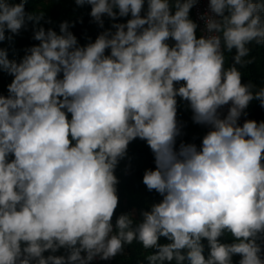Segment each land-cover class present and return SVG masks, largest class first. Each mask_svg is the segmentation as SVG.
<instances>
[{
  "label": "clouds",
  "instance_id": "clouds-1",
  "mask_svg": "<svg viewBox=\"0 0 264 264\" xmlns=\"http://www.w3.org/2000/svg\"><path fill=\"white\" fill-rule=\"evenodd\" d=\"M87 2L101 24L105 13L131 18L84 45L68 21L59 33L39 25L40 43L19 61L0 48V66L14 74L0 94V264H87L134 239L158 249L149 264H232L234 253L239 264H264V120L238 122L254 97L264 103V87L254 92L235 63L225 67L222 48L223 39L236 63L248 62L249 42H264V0H210L216 15L203 14L209 34L199 37L195 0H175L174 13L170 0H148L145 15V0ZM42 15L26 12L25 0H0V40ZM178 95L211 126L199 148L174 147ZM136 137L155 154L143 181L163 198L135 225L128 213L114 225V170ZM226 230L237 239L221 242ZM61 246L67 256L43 254Z\"/></svg>",
  "mask_w": 264,
  "mask_h": 264
},
{
  "label": "trees",
  "instance_id": "trees-1",
  "mask_svg": "<svg viewBox=\"0 0 264 264\" xmlns=\"http://www.w3.org/2000/svg\"><path fill=\"white\" fill-rule=\"evenodd\" d=\"M12 2H19V0H12ZM170 3L174 13L175 0H170ZM147 6L148 0H145L141 15L146 14ZM25 8L26 12L43 13V15L39 21L26 20L25 25L17 32H11L10 29L5 30V38L0 40V48L7 50V56L10 60H21L32 45L40 43L34 37L35 28L39 25H43L45 30L53 28L59 33L61 22L68 21L69 28L76 35L78 43L84 45L90 40L94 41L99 33L106 29L111 28L114 31L115 22L126 23L131 18V12L127 15H117L116 17H110L105 13L102 15L103 23L101 24L91 15L92 5L87 0H85L84 4H78L77 0H25ZM114 10L119 11L118 8ZM189 16L195 21L192 7L190 8ZM196 33L197 37H199L200 33L197 28ZM169 43H175L174 38H169ZM248 47L250 51L244 57V60L248 62L236 63L234 59L237 51L236 48L233 47L231 50H228L223 44L222 39L225 67L235 63L242 73V82L251 83L253 85L252 90L255 92L264 87V42L257 43L253 40L249 42ZM105 51L106 54L110 53V49H106ZM60 75L62 76L63 73L61 72ZM13 78L14 74L9 73L0 66V94H8V84L11 83ZM182 82H176L177 86ZM244 110L248 111V119L264 120V103H261L259 98L254 97ZM68 117L71 118L70 112L68 113ZM177 121L180 133L177 135L174 145L176 150H179L182 142L195 143L199 148L202 145L203 136L206 134L203 123L196 122L193 119V109L190 107V102L179 95L177 96ZM9 158H14V154H10ZM155 167V154L146 139L136 137L131 140L126 154L119 159L114 170L115 175L118 177L117 193L119 197L118 205L112 217L114 225L118 216L122 213L130 214L135 225V223L143 219L142 212L144 210H151L154 203L162 200V194L156 189L150 190L143 181L145 169H154ZM219 239L221 242L231 243L237 238L226 230ZM159 242L168 243L170 241L168 237L162 235L159 237ZM202 242L204 244L205 256H207L210 251L208 239L204 237L202 238ZM257 243L261 244V256L264 258V232L258 234ZM69 251L67 247L61 246L54 253L52 249H46L43 254L45 256L49 254L67 256ZM155 251H158V249L154 247L145 248L140 240L134 239L130 243L126 242L123 249L114 256H111L110 262L106 264H149L147 257ZM85 254L86 252L82 250V255ZM240 259L241 254L234 253L232 255V264H239ZM65 264H70V262L66 261ZM71 264H76V262H71ZM164 264H177V261L175 259L171 261L166 260ZM184 264H187V261Z\"/></svg>",
  "mask_w": 264,
  "mask_h": 264
},
{
  "label": "built area",
  "instance_id": "built-area-1",
  "mask_svg": "<svg viewBox=\"0 0 264 264\" xmlns=\"http://www.w3.org/2000/svg\"><path fill=\"white\" fill-rule=\"evenodd\" d=\"M209 5H210V0H195L192 6L193 17L197 23V29L200 33V36L209 34L203 14L207 13L210 15H216L215 13L211 12ZM230 104L231 102H229V104H225L221 106V108L219 109L221 116H224L227 114ZM248 117H249L248 111L243 110L241 116L239 117L238 122L242 125L244 120L248 119ZM203 127L205 130V133H207V131L209 130L211 126L203 123ZM108 262H110V257L102 258L98 254L92 260L88 261L87 264H106Z\"/></svg>",
  "mask_w": 264,
  "mask_h": 264
}]
</instances>
